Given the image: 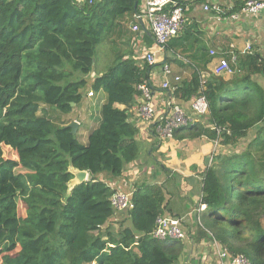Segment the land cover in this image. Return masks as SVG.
Returning a JSON list of instances; mask_svg holds the SVG:
<instances>
[{
  "label": "trees",
  "instance_id": "obj_1",
  "mask_svg": "<svg viewBox=\"0 0 264 264\" xmlns=\"http://www.w3.org/2000/svg\"><path fill=\"white\" fill-rule=\"evenodd\" d=\"M139 3L0 0V147L14 151L3 158L0 149V264L179 261L182 239L150 234L166 209L157 184L141 183L132 191L129 226L121 223L117 233L101 231L115 214L111 183L139 149L126 108L115 104L134 103L140 96L137 85L150 84L152 65L120 53L92 82L86 76L114 20L132 17ZM173 47L171 39L166 49ZM230 65L227 78L210 73L203 83L191 67L190 79L173 95L187 101L202 85L208 111L174 128L172 137L204 136L237 146L215 155L204 172L200 201L206 212L199 217L198 234L231 254H243L250 264H264V90L252 79L264 75V57L239 54ZM88 86L92 95L103 90L104 101L84 144L68 124ZM250 131L253 136L240 145ZM70 167L88 171L87 181L69 187Z\"/></svg>",
  "mask_w": 264,
  "mask_h": 264
},
{
  "label": "crops",
  "instance_id": "obj_2",
  "mask_svg": "<svg viewBox=\"0 0 264 264\" xmlns=\"http://www.w3.org/2000/svg\"><path fill=\"white\" fill-rule=\"evenodd\" d=\"M84 1L78 0L80 4ZM214 1L220 5L222 14L203 9L205 3L211 4ZM244 1L183 0L180 5L183 6L184 24L176 36L169 39L174 42V47L170 49H166V46L160 49L155 42L140 2L132 17L127 15L114 20V26L105 42L106 45H110L114 59L120 54L118 50L123 44L126 47V51L122 53L123 59L131 58L137 63L146 61L145 55L148 52H154L155 63L148 73L150 84H146L151 89V104L155 112L168 114L171 111L169 103H173L179 105L189 118H197L191 108L193 97L185 101L173 95L176 86L190 79L193 72L191 67L199 72L202 83L210 73H213L219 60L222 57L230 58L231 53L236 55L235 63L239 54L254 53L264 57V11L257 15L240 14L236 20H224L229 13L240 10ZM137 15L142 17L137 18ZM133 24L138 25L137 30L132 29ZM247 45L251 47L250 53H244ZM210 50L215 53L210 54ZM102 73L103 71H90L89 76H86L88 82H92ZM223 75L227 78L229 74ZM252 79L264 90V75L254 74ZM164 83L170 88H164ZM89 91L91 90L85 91L80 105L70 115L71 120L78 122L76 134L84 144L87 141L88 130L98 124V103H95L94 94L88 95ZM100 92L102 96L98 102L101 104L104 101V92L99 90L98 93ZM85 100L87 104L83 107ZM141 103L140 93L129 106L115 104L120 109L126 108L127 121L138 131L135 140L139 148L138 157L125 166L121 178L115 183L128 188V192H132L141 183L161 186L166 204L163 215L181 217V227L185 233L182 241L185 245L189 244V251H193L194 246L202 247L204 250L214 249V240L198 234L199 217L206 212L205 209L199 212L196 210L199 206L202 180L205 170L214 162L215 155L228 153L232 148L237 149V146L230 148L219 142L215 144V141L204 136L180 140L174 137L163 138L156 130L155 123L141 117L139 112ZM249 134L253 132L250 131ZM245 141L243 140L240 145ZM122 213L126 214V219H122ZM119 214H122L120 218ZM113 218L119 219L118 221L122 219L120 224L125 223L124 226L130 225L128 211L115 212ZM108 228L113 233L118 232H114L111 227ZM216 260L217 255L214 259L215 264Z\"/></svg>",
  "mask_w": 264,
  "mask_h": 264
},
{
  "label": "built area",
  "instance_id": "obj_3",
  "mask_svg": "<svg viewBox=\"0 0 264 264\" xmlns=\"http://www.w3.org/2000/svg\"><path fill=\"white\" fill-rule=\"evenodd\" d=\"M85 2V1H84ZM143 5L144 16L147 18L152 36L155 42L159 45L160 49H163L170 38L176 36L181 30L184 24L183 6L177 4L173 0H140ZM170 5V9L165 10V6ZM204 10H213L215 13L222 14V9L217 1L211 4L205 3L203 5ZM264 11V0H245L240 10L229 13L224 17L225 21L236 20L240 14L257 15ZM136 16V15H135ZM141 15H137V18H141ZM133 30L138 29L137 24L132 25ZM250 53L251 47L247 45L244 53ZM210 54H214L213 50H210ZM145 59L149 65L155 63V53L148 52L145 55ZM236 55L230 54V62L226 57H222L217 65L213 69V73L216 75L231 74L230 63H235ZM203 83V82H202ZM164 88H170L167 83L163 84ZM137 89L142 96V103L140 105V115L145 120H150L155 123V128L163 138L172 137V131L174 128L187 124L191 118L187 113L177 104L169 103L171 111L168 114L156 113L151 104V89L148 84L141 83L137 85ZM203 86L201 85L199 93L192 98L191 108L194 116L197 118L202 117L208 111V100L203 92ZM88 95H92L89 91ZM218 141H215L217 144ZM120 183H111L114 186L115 191L110 197V203L115 212L128 211L132 207L131 194L127 190H123ZM201 195L198 198L199 206L197 212L205 209V204L200 201ZM151 237L156 239H165L168 236L177 239L185 238V233L181 227V217H170L168 215H160L156 217L155 227L150 233ZM214 245L217 249V264H250L246 256L241 253L231 254L226 248L219 245L214 241Z\"/></svg>",
  "mask_w": 264,
  "mask_h": 264
},
{
  "label": "rangeland",
  "instance_id": "obj_4",
  "mask_svg": "<svg viewBox=\"0 0 264 264\" xmlns=\"http://www.w3.org/2000/svg\"><path fill=\"white\" fill-rule=\"evenodd\" d=\"M118 51H119V53H124L126 51L125 45L124 44L121 45L119 47ZM113 55H114V53L112 52L110 45H106L105 40L101 41L95 48V64H94V67L92 70L95 72L106 71L108 69V67H110L113 63V60H114ZM88 89L93 91L90 86H88ZM101 94H102L101 92L95 93V103H98L97 111H99V107L101 105L98 102V100L102 96ZM86 104H87V100H85L83 102V107H86L85 106ZM57 113L60 114L59 112H57ZM38 114H41V110H39ZM56 122L60 123L59 119L56 118ZM88 131L90 132L91 129H89ZM252 136H253V134H249L247 136V139L244 138V140H249ZM79 140L81 141V139H79ZM0 149H1V157L6 158V157H13L14 156V151L9 146L2 144ZM121 188L123 190L128 189L122 185H121ZM122 214H119V218L122 216ZM122 219H126V214H123ZM118 220H114V218H112L110 220V222L108 223V225L104 226L101 231L105 230L106 227L107 228L111 227L114 232L119 231L121 220L120 221H118ZM262 223L264 224V219L262 220ZM124 225H125V223L122 224V226H124ZM185 247H186V249L184 248V251H183L181 257L176 264H215L214 259H215V256L217 255V249H216L215 245L213 246L214 249L208 248L205 250L202 247L194 246V249L191 252L189 251L190 250L189 244L185 245ZM209 249H211V251H208ZM1 256H2V253H0V263H1ZM90 264H94V263H90Z\"/></svg>",
  "mask_w": 264,
  "mask_h": 264
},
{
  "label": "water",
  "instance_id": "obj_5",
  "mask_svg": "<svg viewBox=\"0 0 264 264\" xmlns=\"http://www.w3.org/2000/svg\"><path fill=\"white\" fill-rule=\"evenodd\" d=\"M92 62L94 63V58H93ZM71 105H73V103H71ZM68 127L70 128V132L75 134L76 130L78 128V122L76 120H74L68 124ZM69 171L73 175V177L70 179V181L68 183L69 187L83 183V182L87 181V179H88L89 173L86 170H80V169L70 167Z\"/></svg>",
  "mask_w": 264,
  "mask_h": 264
},
{
  "label": "bare ground",
  "instance_id": "obj_6",
  "mask_svg": "<svg viewBox=\"0 0 264 264\" xmlns=\"http://www.w3.org/2000/svg\"><path fill=\"white\" fill-rule=\"evenodd\" d=\"M196 1V0H195ZM120 16V15H119ZM77 141V140H76ZM138 145V144H137ZM136 157H138V156H136ZM121 213V212H120ZM170 217H173V216H170ZM166 238H173V237H171V236H168V237H166Z\"/></svg>",
  "mask_w": 264,
  "mask_h": 264
}]
</instances>
